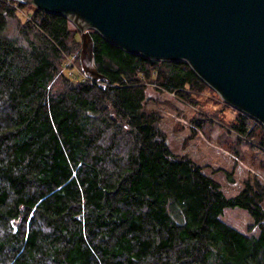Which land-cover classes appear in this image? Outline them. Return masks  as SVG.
Here are the masks:
<instances>
[{
    "label": "trees",
    "instance_id": "obj_1",
    "mask_svg": "<svg viewBox=\"0 0 264 264\" xmlns=\"http://www.w3.org/2000/svg\"><path fill=\"white\" fill-rule=\"evenodd\" d=\"M91 35L106 80L74 72L80 38L67 18L0 0V264H264V183L249 172L228 197L188 153H173L158 106L180 111L157 96L195 108L182 150L219 125L234 157L242 142L264 154V127L238 110L227 125L198 110L205 91L218 94L185 62ZM227 208L246 212L257 234L224 222L242 211Z\"/></svg>",
    "mask_w": 264,
    "mask_h": 264
},
{
    "label": "water",
    "instance_id": "obj_2",
    "mask_svg": "<svg viewBox=\"0 0 264 264\" xmlns=\"http://www.w3.org/2000/svg\"><path fill=\"white\" fill-rule=\"evenodd\" d=\"M68 18L79 64L106 80L91 31L127 53L185 62L223 102L264 127V0H18Z\"/></svg>",
    "mask_w": 264,
    "mask_h": 264
},
{
    "label": "rangeland",
    "instance_id": "obj_3",
    "mask_svg": "<svg viewBox=\"0 0 264 264\" xmlns=\"http://www.w3.org/2000/svg\"><path fill=\"white\" fill-rule=\"evenodd\" d=\"M26 13L27 11H22L23 18L28 17ZM69 25L74 28L72 23L69 22ZM76 71L82 73L81 69L77 67L74 72ZM148 92L149 94H155L152 86H149ZM157 97L162 102H170L181 113H177L174 109L167 106L166 104H161L158 106L162 115L161 127L167 134V144L170 150L175 154L188 153L197 163L203 167L207 174H210L213 178L220 181L221 190L226 196H233L241 189L242 180L249 172L257 175L261 182L264 183V172L258 166V162L264 161V154L258 152L256 149H252L245 142H242L240 144V158L234 157V155H232L231 152L227 150V145L221 139L226 133L225 129L219 125H217V127H215L210 132L209 136L207 135L204 137L201 132H198L197 136L190 141L188 148L186 150H182V142L184 138L189 135V121L195 114V108L188 104H184L173 94L168 92H164ZM200 98L202 100V105L199 107V109H197L201 111L217 113L218 116H220L217 123L227 125L230 121H233L238 114L235 108L226 104L218 95L215 96L209 91H205ZM148 106L154 107L155 105L153 103H149ZM176 123L183 125V129L175 131ZM230 140L234 142L236 140L235 136L230 135ZM221 141L223 142L222 144L220 143ZM254 154L257 156L255 158V164H253ZM231 171L234 178L232 183L226 180V172ZM227 209L230 211L242 210L239 208ZM221 219L227 224L247 233L248 235L257 234L258 230L255 226H253L250 231L247 230L248 226L252 225L253 222L248 214L243 210L227 212L226 214L222 215Z\"/></svg>",
    "mask_w": 264,
    "mask_h": 264
},
{
    "label": "bare ground",
    "instance_id": "obj_4",
    "mask_svg": "<svg viewBox=\"0 0 264 264\" xmlns=\"http://www.w3.org/2000/svg\"><path fill=\"white\" fill-rule=\"evenodd\" d=\"M68 19V18H67ZM68 21L70 22V20L68 19ZM70 23H72V22H70ZM80 50H81V48H80ZM94 50V49H93ZM80 53V52H79ZM96 61V60H95ZM98 69V68H97ZM100 73V72H99ZM101 74V73H100ZM85 76V75H84ZM86 77V76H85ZM87 78V77H86ZM98 80H102V79H98Z\"/></svg>",
    "mask_w": 264,
    "mask_h": 264
}]
</instances>
